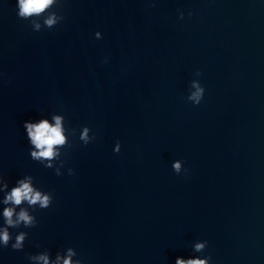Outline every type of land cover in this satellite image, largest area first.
<instances>
[{"label":"water","instance_id":"1","mask_svg":"<svg viewBox=\"0 0 264 264\" xmlns=\"http://www.w3.org/2000/svg\"><path fill=\"white\" fill-rule=\"evenodd\" d=\"M17 3L0 0V264H264V0ZM55 116L65 144L36 160L24 123ZM21 180L52 205L5 204Z\"/></svg>","mask_w":264,"mask_h":264},{"label":"clouds","instance_id":"2","mask_svg":"<svg viewBox=\"0 0 264 264\" xmlns=\"http://www.w3.org/2000/svg\"><path fill=\"white\" fill-rule=\"evenodd\" d=\"M56 2H61V0H18V17L24 20L30 19L33 16H39L44 13L50 5H53ZM60 20H64V17L61 15ZM34 23V29L38 31L40 29L39 23ZM45 25L51 29L53 26L57 25L58 17L56 12H50L48 18L44 21ZM97 38H99V32H96ZM193 87L196 89L188 99L195 102L196 105H199L201 99L204 95V88L200 87L198 84L193 82ZM55 123L50 125L46 119H41L39 123H24V128L27 131V138L30 139L31 144L35 147L36 151L31 152V157L36 160H41V158H47L51 160L53 157L58 156V152L55 150L54 146L64 145L65 137L62 134V118L60 116L54 117ZM88 128H85L80 139L84 142L85 145L89 143L88 137ZM95 139V137H93ZM115 152L120 151V143L117 142V146L114 149ZM51 167V164L48 165ZM173 169L177 174L181 172V161H176L172 165ZM187 170L184 169V172ZM69 174H73L72 169H69ZM57 175L60 174L57 172ZM27 201L30 206L39 205L40 209H47L53 203V197L50 195H43L39 191H35L29 182L21 180L19 182V187L13 188L12 191L7 195L4 203H12L13 205H20L22 202ZM14 208H5L3 216L5 218L6 224L9 226H18L23 222L25 227H35L37 221L35 218L28 213L26 210H21L17 218L13 219ZM26 233L21 232L15 237V242L11 244L13 250H22L24 248V241ZM12 239V236L8 232L7 228L0 229V245L7 247L9 241ZM205 243H197L195 245L196 251H201L205 248ZM75 253L69 249L67 258L63 259V264H73L71 257ZM29 260H38L42 261V264H49V257L47 254L28 257ZM211 257L208 256L206 259H195V260H184L177 258L175 264H209ZM61 257L57 256L56 264H60ZM76 264H80L79 261Z\"/></svg>","mask_w":264,"mask_h":264}]
</instances>
